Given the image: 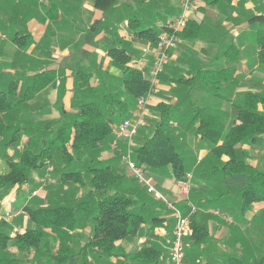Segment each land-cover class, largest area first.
Here are the masks:
<instances>
[{"label":"crops","instance_id":"1","mask_svg":"<svg viewBox=\"0 0 264 264\" xmlns=\"http://www.w3.org/2000/svg\"><path fill=\"white\" fill-rule=\"evenodd\" d=\"M195 5L189 19L195 26L189 29V35L180 36L163 72L165 81H160L170 84L177 95L161 99L157 93L152 105L161 101L177 103L184 90L175 79H188L191 82L186 87L188 91L192 90L195 106L205 114L217 116L228 131L241 122L239 106L247 94L262 98L258 111L264 113V60L261 58L264 55V0H195ZM178 12L179 0H0V28L10 37L12 51H19L13 58H6L7 42L1 41L0 61L14 62L12 74L23 72L31 77L37 72L55 69L57 79L39 92L33 102L45 106L43 112L45 108H51L49 99L54 96L52 103L62 100V105L67 108L76 89L79 71L87 70L91 86L100 83L115 92L123 75L122 68L114 60L118 52L129 55L131 65L143 68L149 59L152 64V56L142 49L154 42L138 32L161 30ZM141 51L143 57L137 59ZM58 90L63 95L57 99ZM200 99L205 102L199 104ZM130 107L122 113L132 114L136 103ZM189 109L186 100L179 103L174 125L183 127L184 115L179 111ZM190 114L189 111L187 119ZM186 134L189 139H202L200 135ZM192 149L200 158L199 163L210 153L211 146L209 144L198 153ZM239 149L247 164L264 173V132L239 145ZM216 160L205 164L202 177L191 171L193 183L187 199L195 205V218L207 225L210 235L205 242L194 246L188 238V254L191 255L187 254V257L191 261L196 257L203 258L207 264H264V179L256 182L262 193L251 192L244 197L241 190L248 186L247 175L224 177L214 166H222L227 158ZM153 176L154 183L171 202L180 208L184 206L186 196L179 192L178 181L167 174ZM259 197L262 198L258 200ZM245 199L250 206L243 212ZM152 206L157 215L164 218L163 224L149 229L148 233L125 238L121 243L127 252L153 244L163 251L161 264H170L175 218L163 202L155 199ZM6 210L0 213V228L4 229L2 220L12 223L4 217ZM87 229H84L81 239L84 241L79 250L93 234L91 228ZM8 249L7 257L18 254L12 240ZM89 259L91 264H101V260L92 254ZM27 262L31 263L30 260L23 261ZM81 263V256L69 262ZM0 264L4 262L0 261Z\"/></svg>","mask_w":264,"mask_h":264},{"label":"trees","instance_id":"2","mask_svg":"<svg viewBox=\"0 0 264 264\" xmlns=\"http://www.w3.org/2000/svg\"><path fill=\"white\" fill-rule=\"evenodd\" d=\"M194 26L188 20L180 36L189 35V29ZM166 29H145L138 34L155 42ZM261 58L264 60V55ZM114 60L123 71L118 90L106 92L100 100H85L91 94L95 95L98 89L89 84L87 70L79 71L76 75V92L78 90L82 93V97L74 98L78 103L76 110L67 115V120L54 130L48 129L49 126L35 125L33 132L16 153L17 159L8 161L7 170L0 173V194L32 183L35 174L43 175L47 169L60 172L64 182L70 181L88 188L87 195L77 201L55 202L38 207L25 205L24 210L31 227L16 233L14 237L6 229L0 228V255H4L0 261L4 264H25L23 261L28 260L31 263L69 264L76 256L82 257L81 264H91V254L100 259L101 264L162 263L163 251L153 244L127 252L121 243L125 238L148 233L149 229L162 225L164 218L154 211L152 205L155 198L146 189L132 184L134 182L130 175L116 167L117 160L121 161L122 146L115 145L114 126L120 122L114 117L115 109L128 111L139 96L149 91L150 80L144 67L129 64V55L118 52ZM56 79L55 69L37 72L21 94L18 90L20 78L11 79L6 88L0 84V142L5 149L16 147L21 140V128L13 118L21 117L26 103ZM160 81H165L163 73ZM175 82L184 90L182 97L179 95L175 104L161 101L150 107V111L160 113V120L152 133L144 135L142 143L134 145V160L147 170L152 180L153 174L157 173L167 174L176 181H184L187 173L192 170L195 175L202 177L205 164L225 156L227 160L223 165L214 168L224 177L246 174L248 186L241 190L244 197L251 192L260 193L262 188L256 182L264 179V173L246 163L239 145L264 132V113L258 111L262 98L257 94H247L244 103L239 106L238 118L241 122L225 131L223 122L217 116L205 114L195 106L192 90L188 91L186 87L190 80L178 78ZM183 100L190 106L189 110L181 114L185 120L184 131L192 130L211 146L210 153L199 163L197 156L179 144L177 135L171 129L178 112L177 107ZM189 111L191 114L187 119ZM146 129L142 128L139 135ZM104 146L111 148V157L101 156ZM249 203L245 199L243 212L249 209ZM184 207L186 205L181 206V209ZM195 217L196 214L190 222L191 246L205 242L210 235L207 225ZM88 224L93 234L77 253L73 233ZM50 235L57 240V246L51 245L48 240ZM11 240L18 254L7 257ZM188 251L186 249V264L187 261L191 264V259L187 257Z\"/></svg>","mask_w":264,"mask_h":264},{"label":"rangeland","instance_id":"3","mask_svg":"<svg viewBox=\"0 0 264 264\" xmlns=\"http://www.w3.org/2000/svg\"><path fill=\"white\" fill-rule=\"evenodd\" d=\"M0 24H1V21H0ZM1 41L7 42L6 51L4 54V56L6 58H9V57L13 58L16 55V53L19 52L17 50L12 51V43L9 42L10 37H8L0 28V42ZM143 54L144 53L141 51V53L138 55L137 59L143 57ZM148 62L149 63L147 65L142 66L145 69V71H144L145 73L148 71L147 76L149 75V70L151 68V67L149 68V65H151L150 59ZM13 64H14V62L11 63L9 60L8 61H6V60L0 61L1 86L6 88L8 82L11 79H15L16 77H19L20 78V85L18 87V90H19V93L21 94L24 91V89L30 84V82H31L30 80L32 77L30 75H25V73L22 74L23 72H21V71H20L21 73L12 74L11 66ZM97 89H98V92H96L95 95L91 94V97L88 96L85 98V100H88V99L89 100H91V99L100 100L101 97L103 96V94H105L106 92H110L107 88L102 87V84H100V83L97 85ZM49 93L51 94L52 92H49ZM157 93L159 95H161L160 96L161 99H166L164 97L170 98L171 96L177 95L176 90H174V88L170 84L162 83V82L160 83L158 90L155 91V94H157ZM88 94H90V92ZM55 96L57 97V99L60 98L61 92H59V90H58V94ZM76 96H77V98H81L82 93H80L78 90L76 92V89H74L73 96L70 99V101L68 102L67 108H64V109H62V106H61L62 102H63L62 100H60L59 102H56V103H52L53 102L52 98L54 97V96H52L49 99L51 105L48 103L49 106H51V108H47V109L45 108V111H43V112H42V109L45 106H42V107L38 106V104H37L38 101L33 102L36 97L33 100H31L30 102L26 103V106L24 107V111H23V114L21 115V117L13 118V121L15 123H17V125H19L21 128V132H22L21 135L22 136H21L20 142L16 145V147H14V148L10 147L7 149H5L3 147V143L0 142V173L7 170L8 161L17 159L16 153L20 151L22 145L27 140V136L33 132V128L35 125L38 124V125H41V127L49 126L48 129L54 130L60 124H62L63 122H65L67 120V118H68L67 115H70V113L75 111L77 108L78 103L75 101ZM198 102H199V104H202L205 101L203 99H200V101H198ZM134 104H132L131 106L134 107ZM181 113H184V112L179 111V114H181ZM114 117L117 119L116 121H119V120L123 119L125 117V115L122 112H120L118 109H115ZM44 118L45 119L47 118V121L44 120ZM159 120H160V113H155L154 111H149V116L147 117V123H148V125L146 126L147 129L144 130L143 132H141V134L138 136V138H135V140H134L135 146H136V144H140L144 141V138H145L144 135L145 134L149 135L150 133L153 132V130L155 129V126ZM29 126L31 128H28ZM171 129H172L173 133L175 135H177L179 144H181V146L187 152H189L192 155L194 154V156H197V154H195L193 152L192 148H195V150L198 153L200 150L205 149L206 147L209 146V143L202 140V139H200V140L189 139L187 137L186 133H189V136H193L194 132L192 130L191 131H184V126L179 127V126L174 125V123H173V125L171 126ZM118 143H119L118 147L122 146V147H120V151L122 152V150L125 147V143H122V142H118ZM135 146H134V148H135ZM100 153H101L102 157L109 158L112 155V150L109 146H104ZM120 158H122V155ZM119 160L120 159H118L116 162V167L118 169H120L121 171L127 172L126 166L122 164V159H121V161H119ZM145 171L147 172V170H145ZM131 179L134 182L132 184L138 185L139 187L146 189L145 186L142 183H140V181H138L137 179H135L133 177H131ZM177 188H178V186H177ZM178 190L180 192L179 188H178ZM87 192H88V188H82L78 184H74L70 181L64 182L61 180V173L60 172H55L52 169H47L43 175H41L39 173H37V175L35 174L32 183H28V184H25L24 186H20L17 190L3 191L0 194V213H2L4 211V209H7L14 214L12 219L10 218V222H12V223H9L8 220L7 221L2 220L1 224L5 227L7 232L12 236L18 232H24V230H26L27 228L32 226V224L29 220V217L26 214V211L24 210L25 205L31 206V207H38V206H42V205H49V204H52L55 202L67 203V202H71V201H77L79 199L84 198V196L87 195ZM184 205H186V207L183 208V211L187 212L188 206L186 204V201H184ZM85 228L90 229L91 227L89 224L87 226L86 225L81 226L77 231H75L73 233V235H74V248H75V251L77 253H78L80 244L84 241V239H83V241L81 239L83 237ZM80 230H83V232ZM48 240L50 241V243L52 245H54V246L57 245V240L52 235H50L48 237ZM186 249H189V246H187ZM196 258H199V257H196ZM196 258H194L193 261H191V264H194V260H196ZM27 263L31 264L29 262H27ZM189 264H190V262H189ZM195 264H196V261H195Z\"/></svg>","mask_w":264,"mask_h":264},{"label":"built area","instance_id":"4","mask_svg":"<svg viewBox=\"0 0 264 264\" xmlns=\"http://www.w3.org/2000/svg\"><path fill=\"white\" fill-rule=\"evenodd\" d=\"M195 0H179L178 14L166 25V30L162 32L152 46L144 47L142 50L146 55L152 56V64L149 70L148 78L150 80L149 91L137 98L136 109L132 114L125 116L118 124L114 126L115 145L118 142L125 143L121 152L122 164L126 166L128 174L140 181L146 191L156 200L163 202L170 209L175 218V224L172 232V241L170 247V264H186V247L188 238L191 236L190 222L197 209L187 198L192 188L193 173L190 171L184 181H178L177 186L180 192L186 196L185 201L188 211L184 212L179 206L171 202L164 193L158 188L150 178L144 167L139 165L133 158L134 140L145 128L150 107L153 103L155 91L160 85V75L165 71L166 65L170 59V53L175 49L180 41V33L186 28L190 14L195 9ZM138 64V61H134ZM143 62V60L141 61ZM200 160V158L198 159ZM14 214L7 210L4 217L10 219ZM202 258L196 259V264H206Z\"/></svg>","mask_w":264,"mask_h":264}]
</instances>
